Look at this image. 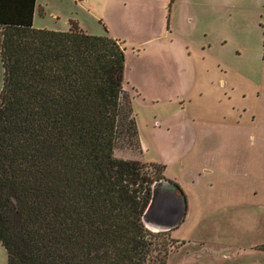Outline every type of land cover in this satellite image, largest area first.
Segmentation results:
<instances>
[{
    "label": "rangeland",
    "instance_id": "374dc122",
    "mask_svg": "<svg viewBox=\"0 0 264 264\" xmlns=\"http://www.w3.org/2000/svg\"><path fill=\"white\" fill-rule=\"evenodd\" d=\"M72 21L125 47L138 138L121 122L115 155L188 197L178 228L145 223L184 241L167 264H264V0H37L35 27Z\"/></svg>",
    "mask_w": 264,
    "mask_h": 264
},
{
    "label": "trees",
    "instance_id": "16d2710c",
    "mask_svg": "<svg viewBox=\"0 0 264 264\" xmlns=\"http://www.w3.org/2000/svg\"><path fill=\"white\" fill-rule=\"evenodd\" d=\"M36 2L0 0L7 264H167L184 241L144 221L164 166L115 155L121 122L138 138L125 47L75 21L35 27Z\"/></svg>",
    "mask_w": 264,
    "mask_h": 264
},
{
    "label": "water",
    "instance_id": "95a60500",
    "mask_svg": "<svg viewBox=\"0 0 264 264\" xmlns=\"http://www.w3.org/2000/svg\"><path fill=\"white\" fill-rule=\"evenodd\" d=\"M154 188V197L145 212L144 221L146 223L147 218L154 211H158L159 220L156 222L163 226L160 230H170L185 218L188 207L187 196L183 190L177 194L178 184L167 177L155 184Z\"/></svg>",
    "mask_w": 264,
    "mask_h": 264
},
{
    "label": "crops",
    "instance_id": "0c3cea01",
    "mask_svg": "<svg viewBox=\"0 0 264 264\" xmlns=\"http://www.w3.org/2000/svg\"><path fill=\"white\" fill-rule=\"evenodd\" d=\"M176 181V180H174ZM177 182V181H176ZM178 183V182H177ZM180 185V184H179ZM182 188V187H181ZM183 190V188H182ZM184 191V190H183ZM181 190L178 189L176 190V193L177 194H180ZM166 195V194H165ZM167 196V195H166ZM187 196V195H186ZM187 203H188V197H187ZM187 212H188V207H187ZM159 213L158 211H154L153 214H151V216H149V218H147V226H149L151 229H156V230H159V229H162V225H160L158 222H156L157 220H159V217H158ZM187 215V213H186ZM186 215H185V218H186ZM185 218L183 220H181V222L174 228H178L180 225H182V223L185 221Z\"/></svg>",
    "mask_w": 264,
    "mask_h": 264
}]
</instances>
